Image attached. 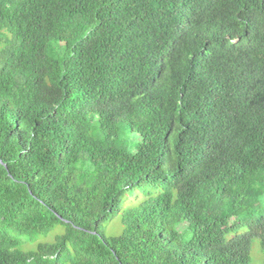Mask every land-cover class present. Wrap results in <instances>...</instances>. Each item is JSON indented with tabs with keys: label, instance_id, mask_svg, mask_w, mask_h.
Segmentation results:
<instances>
[{
	"label": "trees",
	"instance_id": "16d2710c",
	"mask_svg": "<svg viewBox=\"0 0 264 264\" xmlns=\"http://www.w3.org/2000/svg\"><path fill=\"white\" fill-rule=\"evenodd\" d=\"M0 264H264V0H0Z\"/></svg>",
	"mask_w": 264,
	"mask_h": 264
},
{
	"label": "rangeland",
	"instance_id": "374dc122",
	"mask_svg": "<svg viewBox=\"0 0 264 264\" xmlns=\"http://www.w3.org/2000/svg\"><path fill=\"white\" fill-rule=\"evenodd\" d=\"M129 206V196L126 197L124 207L114 216H112L104 227V232L107 236L112 237L122 232L124 226L122 223V215L126 212ZM60 229V227H58Z\"/></svg>",
	"mask_w": 264,
	"mask_h": 264
}]
</instances>
